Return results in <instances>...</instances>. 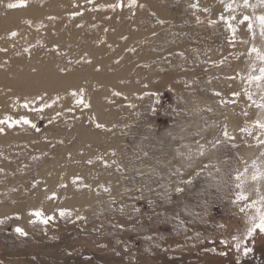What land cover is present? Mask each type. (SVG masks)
<instances>
[{
    "label": "rangeland",
    "instance_id": "rangeland-1",
    "mask_svg": "<svg viewBox=\"0 0 264 264\" xmlns=\"http://www.w3.org/2000/svg\"><path fill=\"white\" fill-rule=\"evenodd\" d=\"M14 2L0 0V119L26 116L41 132L0 125V264H264V235L246 257L233 240L250 217H264V0L6 8ZM12 31L19 36L10 39ZM79 88L91 109L74 108L68 93ZM45 90L61 99L43 114L16 103ZM85 133L94 139L83 141ZM73 176L90 187L77 191ZM34 179L44 183L33 189ZM53 191L59 201L46 199ZM38 196L50 209L35 205ZM60 208L79 209L86 222L30 223V210Z\"/></svg>",
    "mask_w": 264,
    "mask_h": 264
},
{
    "label": "snow or ice",
    "instance_id": "snow-or-ice-1",
    "mask_svg": "<svg viewBox=\"0 0 264 264\" xmlns=\"http://www.w3.org/2000/svg\"><path fill=\"white\" fill-rule=\"evenodd\" d=\"M89 2H91V0H89ZM128 8H135L137 7V0H129L128 3ZM26 7V0H17V2L14 3H8L6 5L7 9H16V8H23ZM111 7L113 10H115L117 7H119V9L122 11L125 7L123 0H119V3L116 5H110V6H105L103 9H96V10H105L107 11L108 8ZM139 7H144L143 5H139ZM82 13H73V17H75L76 15H81ZM50 20H54L55 17H49ZM29 24H31V22H28ZM79 26V25H78ZM41 27H44V25H41ZM39 30V29H37ZM108 29H105V32H107ZM19 36V33L17 31H12L10 33L9 38L10 39H15ZM122 39L126 40L127 37H123ZM104 41H101V43H103ZM109 48L112 47V45H108ZM130 51H134V49H129ZM49 51L51 52H55L58 55L61 54L60 50L58 47H53L51 49H49ZM0 52H7V49L4 48H0ZM25 52L30 53L31 49L30 48H25ZM86 57V54H85ZM83 62L85 63H91L90 59L85 58L83 60ZM120 61L117 60L116 63H119ZM97 71H100V68L97 67L96 69ZM36 69H33V72H36ZM59 71L61 73H64L66 71L65 68H60ZM259 79L264 80V75H261L259 77ZM123 83V82H121ZM145 87H147L145 85ZM72 100H73V104H74V108H82V109H91V103L88 99H86L85 96V89L84 88H79V89H73L68 93ZM113 96H122L123 94L119 91H113L112 92ZM149 96H151V93H148ZM220 95V94H218ZM238 95L237 93H233V96ZM126 98V97H125ZM143 98V97H140ZM264 98V97H262ZM61 99L60 95L55 96V98H53L52 96L47 94V91L45 90L44 93L41 94H37L33 99H23V102L21 103L19 99H17L16 103L17 105H19L20 107H22L23 109L27 110V111H35V112H39L41 114H43L45 112L46 109H51L53 108L54 105H56ZM158 99V97H157ZM129 108H133L135 107L132 104L128 105ZM68 111H73V109H68ZM60 113H57V116H59ZM139 115V114H137ZM41 119H43V115H41L40 117ZM55 118H50L48 120V124L51 125L53 124ZM89 122L90 123H94V127L96 129H103L105 131H111L112 129L110 128H106L105 125H103L102 123L99 122H95L94 117L89 116ZM0 125H7L8 128H14V127H23V126H27L29 129L34 130L36 133H40L41 132V128L38 127V125L33 122L32 120H30L29 118L25 117H21L20 119H13L12 117H6L5 119H0ZM4 132V128L0 127V133ZM234 139V137H233ZM45 141L49 142L47 140V137H45ZM58 143H60L61 145L64 143L63 140H59ZM53 147H55V144L52 145ZM114 154V153H113ZM69 159H71V154H69L68 156ZM33 159H43V157H33ZM97 161H100L103 163L104 167H110L109 163L105 160H103V157L98 156L96 157ZM93 163H95L94 160H89L88 164L92 165ZM191 181H189L190 183ZM42 183H44L43 181L39 180V179H34L31 187L33 189L37 188L38 186H40ZM71 183L72 185L76 186V190L77 191H82L90 186L86 185L83 181V178L80 176H73L71 179ZM81 185H83V187H80ZM58 187L60 189H64L67 187V185L63 182H61ZM109 189L105 188V191H108ZM44 191L47 192L48 189L47 187L44 188ZM177 193H182L183 189L177 188L176 189ZM46 199L50 200V201H59L60 197L57 194L56 191L51 192L50 195H48L46 197ZM122 210V209H121ZM136 211L138 212L139 209H136ZM77 212H79V209H65V208H60L57 209L56 214L54 215H47L44 213V211L42 209H33L29 211V215L31 217H33V219L30 221V223L32 224H39L45 227V229L47 228V226L50 223H54L56 222L57 218L59 219H63V220H71L72 223H76L78 221H85L86 222V217L83 214H77ZM20 219L21 217L19 216V214H16L13 217H9V219ZM4 220L0 219V224H3ZM247 224L248 227L243 235V237L240 236H234L233 240L235 241L234 244V248L235 251L237 252L238 255L242 254L244 257L248 256L252 251H253V247L249 246L250 242L253 241L255 239V236L257 233L264 235V217H260L259 219L256 218H249L247 220ZM121 228H123V226H120ZM223 227V226H222ZM18 236L22 237V238H27L28 234L19 226H17L16 228H14L13 230ZM212 243H215L214 241ZM220 243L224 244L225 246H227L228 242L225 240L220 241ZM71 254V253H68ZM220 255H226V252H220Z\"/></svg>",
    "mask_w": 264,
    "mask_h": 264
},
{
    "label": "bare ground",
    "instance_id": "bare-ground-1",
    "mask_svg": "<svg viewBox=\"0 0 264 264\" xmlns=\"http://www.w3.org/2000/svg\"><path fill=\"white\" fill-rule=\"evenodd\" d=\"M135 88V87H133ZM93 103L95 104V108H96V111L99 112L100 111V106L103 104L100 100L98 99H95L93 100ZM94 137L92 135H89V134H84V138H83V141H89V140H93ZM58 179H60V177L58 175H53V177L51 178V180L49 181V184H50V187H55L56 188V185L59 183ZM38 199H41V202L40 203H37L35 204L36 206H39V207H44L46 209H50V204L48 202H45V200L43 199L42 196H38ZM34 204H32V206H35ZM35 206V207H36Z\"/></svg>",
    "mask_w": 264,
    "mask_h": 264
}]
</instances>
